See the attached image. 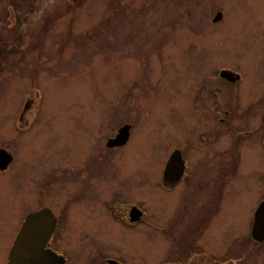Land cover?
Instances as JSON below:
<instances>
[{
    "label": "rangeland",
    "instance_id": "1",
    "mask_svg": "<svg viewBox=\"0 0 264 264\" xmlns=\"http://www.w3.org/2000/svg\"><path fill=\"white\" fill-rule=\"evenodd\" d=\"M10 1L0 0V45L8 40L17 47L13 52L7 45L9 55L0 57V148L14 157L8 171H0V218L6 225L17 219L19 206H25L23 191H17L15 184L19 177L26 183L32 160L46 161L48 154L55 153L71 159L79 148L91 149L94 140L101 190L125 183L126 195L142 200L157 220L161 213L179 209L169 217L181 232L195 220L188 205L195 207L203 198L215 205V216H220L219 191L196 195L186 189L181 195L175 194L178 191L167 195L158 183L164 158L175 144L177 102L186 108L196 84L215 77L214 72L223 67L243 75L239 88L255 105L259 143L248 153L240 143L221 142L224 134H213L218 146L195 145L193 150L195 159L206 154L211 163L201 162L191 172L231 173L228 184L236 172L264 174V133L256 104L264 100V71L247 68V64L255 68L259 60L264 64V46L255 49L264 0H17L15 13ZM218 11L222 19L212 22ZM259 29H264L263 23ZM247 88L252 92L249 97ZM23 106L32 108L24 115L28 126L18 118ZM123 125L131 127L128 143L108 152L106 140ZM188 149L185 144L186 155ZM257 160L256 170L245 163ZM65 164L70 172L74 162ZM54 176L44 174L41 180L49 178L60 187L59 177ZM232 201L237 203L234 196ZM177 203L185 204L183 209ZM26 204L24 208H32L34 201ZM215 225L214 217L213 239L218 234ZM149 227L146 240L136 231L122 240L125 258L140 261L143 253L146 264H157L159 241L154 227Z\"/></svg>",
    "mask_w": 264,
    "mask_h": 264
},
{
    "label": "flooded vegetation",
    "instance_id": "2",
    "mask_svg": "<svg viewBox=\"0 0 264 264\" xmlns=\"http://www.w3.org/2000/svg\"><path fill=\"white\" fill-rule=\"evenodd\" d=\"M261 21L264 25V18ZM262 23L255 29L257 34L260 31L255 49L264 46V29H259ZM247 66L248 69H255L254 72L257 73L259 70L264 71V64L260 60L253 65L255 68L250 64ZM214 74L215 77L203 78L196 84L186 108L182 101L177 102L176 126L172 134L175 144L164 158L158 184L167 195L176 191V195H181L186 189L194 194H208L211 189L217 194L219 191V199L221 196L223 202L220 216H215V205L208 198H203V203H198V207L188 205L195 220L188 223L181 232L177 230L172 217H169L179 209L165 212L168 215L161 213L157 220L149 213L142 200H136V197L131 199L126 195L129 190L125 183L123 186L118 183L113 189L101 190L98 185V141L94 140L91 149L86 151L87 147H84L86 149L81 151L79 148V154L70 157L71 159L61 153L57 157L55 153V156L48 154L46 161L32 160L29 165L31 175L29 172L27 177L26 174L22 175L26 178L25 184L22 183L24 178L21 179L18 175L15 189L23 191L25 206L26 200L34 201V204H28L32 208L19 206L18 217L10 225H6V221L0 218V264H9L10 255L13 257V264H24L27 258H34L33 264H146L143 253L138 261L125 258L127 256L120 249L122 240L132 231L140 233L138 237H145L146 240V233L151 225L157 232L156 238L159 241L160 258L157 264H245L244 261L248 260L251 264H264V174L255 175L252 173L254 171L236 172L228 184L227 176L231 173L222 171L216 175L212 169L205 170V174L201 175L196 171L191 172L192 167L196 169L201 162L211 163L212 157L206 154L195 159L193 150L195 145L204 148L211 144L218 146V142L212 138L213 134H224L221 142L226 140L232 144L240 143L248 153H252V147L259 143L255 105L239 88L243 75L232 67L220 68ZM261 82H264V78ZM246 92L248 97L252 93L248 88ZM178 96L179 93L176 97ZM256 104L261 109L260 122L264 133V100ZM31 109L24 107L20 111L18 118L24 126H28L24 115ZM181 116H184L183 120L180 119ZM247 127L250 128L246 129ZM120 128L113 137L106 140L105 147L108 152L120 149L128 143L131 127L125 144L110 146V140L118 134ZM81 135L84 139L82 133ZM235 135L239 137L238 140L234 139ZM185 144L186 147L189 146L187 155L184 151ZM262 147L264 148V137ZM48 150L53 151L51 145ZM172 154L180 158L184 165L177 180L175 177L178 174L169 178H165L164 174L166 163ZM68 160L74 162L70 172L65 164H68ZM13 162L12 155L10 164L0 171H8ZM245 163L253 165V170H256L258 160ZM51 168H59L60 171H52ZM51 172L54 177H59L60 187H57L56 181L51 183L49 178L41 180L44 174L50 177ZM120 178L125 180V176ZM233 196L237 203L232 201ZM15 197L17 201V193ZM177 204L182 206L181 209L185 205ZM30 216H34L33 219L26 221ZM165 217L171 220L166 221L168 218L164 220ZM214 217L216 224L218 223L215 225L218 227V234L213 239L210 227ZM212 244L219 245V248L211 247ZM132 248H136V245ZM172 255L174 258H169Z\"/></svg>",
    "mask_w": 264,
    "mask_h": 264
},
{
    "label": "water",
    "instance_id": "3",
    "mask_svg": "<svg viewBox=\"0 0 264 264\" xmlns=\"http://www.w3.org/2000/svg\"><path fill=\"white\" fill-rule=\"evenodd\" d=\"M219 18H221V13H217L215 20ZM263 120H264V112H263ZM128 129H129L128 125L123 126L119 130L117 136L113 140H110L109 143L110 146H118L124 144L128 137ZM11 160H12L11 155L7 153L5 150L0 149V169L1 170L5 169ZM183 168L184 165L182 160L180 158H177L175 154H172L168 159L164 169L165 178L172 177V175L176 176L178 174V177H175V179L177 180V178H179V176L182 174ZM33 217L34 216L28 217L26 221H30L31 219H33ZM34 261H35L34 258H27L24 264H33ZM9 264H13L12 255H10L9 258Z\"/></svg>",
    "mask_w": 264,
    "mask_h": 264
},
{
    "label": "trees",
    "instance_id": "4",
    "mask_svg": "<svg viewBox=\"0 0 264 264\" xmlns=\"http://www.w3.org/2000/svg\"><path fill=\"white\" fill-rule=\"evenodd\" d=\"M10 10L13 12V13H15L16 12V10L18 11V1L17 0H11L10 1ZM2 41V40H1ZM9 46V47H11L10 49H12L13 50V52H15L17 49V47L15 46L16 44H10L9 42H8V40L7 41H4L3 43H1V45H0V57H1V59L3 60L4 58H6L8 55H9V53H8V51H7V48H9V47H7L6 48V46ZM3 48L5 49V51H3ZM9 50V49H8Z\"/></svg>",
    "mask_w": 264,
    "mask_h": 264
}]
</instances>
